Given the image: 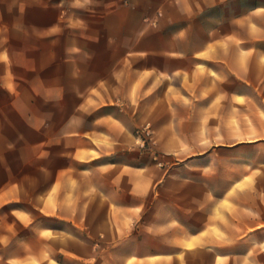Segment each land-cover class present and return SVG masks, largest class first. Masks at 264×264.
<instances>
[{"label": "crops", "instance_id": "0c3cea01", "mask_svg": "<svg viewBox=\"0 0 264 264\" xmlns=\"http://www.w3.org/2000/svg\"><path fill=\"white\" fill-rule=\"evenodd\" d=\"M55 4L95 15L32 50L45 64L36 74L58 81L54 97L15 79L1 89L19 85L30 109L70 106L78 125L64 131L62 109L38 140L7 145L8 156L38 148L39 164L0 162L20 172L0 208L27 203L72 229L31 227L30 213L11 209L0 249L7 240L18 253L0 264H264V0Z\"/></svg>", "mask_w": 264, "mask_h": 264}, {"label": "rangeland", "instance_id": "374dc122", "mask_svg": "<svg viewBox=\"0 0 264 264\" xmlns=\"http://www.w3.org/2000/svg\"><path fill=\"white\" fill-rule=\"evenodd\" d=\"M56 0H0V54L5 52L10 55V63L0 62V151L2 152L1 163H20L30 158L34 162L36 168L38 160H33L39 151L34 148L30 152V156H25L18 153L7 155V145L14 144L18 146L20 143H31L39 139L40 134L45 130L44 123L48 120H54L62 109L67 110L65 116L64 131H72L78 125L72 116V107L60 106H44L38 105L35 108H28L32 98L50 99L54 97V87L58 84L57 80H53L47 76H39L36 74L45 65L42 62L41 56H36L32 50L35 46H39V40L47 41L55 36L69 35L72 30H75L74 21L83 19L87 20L95 12L79 11V10H64L61 6L55 4ZM62 43L64 38L62 37ZM44 43L43 49L49 52L50 48ZM65 43L57 52H62ZM50 47V46H49ZM29 54V55H28ZM40 63V64H39ZM15 79L16 84H27L34 88V97L28 92L21 90V87L16 86V91L10 92L1 89V87L10 84ZM72 100L70 95H64L62 101L68 104ZM108 113H115V110H108ZM27 114H31L32 118L28 119ZM208 132L214 134L215 124L208 123ZM146 133V132H145ZM147 135L142 136L143 140L147 139ZM219 141V140H217ZM121 157L122 154H118ZM121 155V156H120ZM9 158V160L7 159ZM109 157L103 158L107 161ZM129 164H135L130 158L126 159ZM213 162V160H212ZM64 165V163H63ZM78 167V166H77ZM20 172L15 169L7 175L6 171L0 170V189L3 188L8 179L17 177ZM37 171H32L36 174ZM11 209L24 210L32 215L34 223L31 225L47 228H61L63 230L72 229V225L68 219L54 220L53 218H42L34 212L27 203L4 205L0 208V238L2 233L6 232L7 228L12 226V218L7 216ZM69 214V213H65ZM22 229L15 225L14 237L18 239L22 236ZM32 233V231H30ZM28 241L32 248L38 246V240L33 235H29ZM7 240L1 242L4 244L0 249V256H12L18 251L14 246H11L10 252L6 244ZM51 248H58L61 243L55 239L46 240ZM10 247V246H9ZM48 256L56 259H61V256L54 251L48 252Z\"/></svg>", "mask_w": 264, "mask_h": 264}, {"label": "built area", "instance_id": "2783aa9c", "mask_svg": "<svg viewBox=\"0 0 264 264\" xmlns=\"http://www.w3.org/2000/svg\"><path fill=\"white\" fill-rule=\"evenodd\" d=\"M145 129H146V130H145V131H146V133H145V134H146V135H148V132H147V131H148V128H145Z\"/></svg>", "mask_w": 264, "mask_h": 264}]
</instances>
